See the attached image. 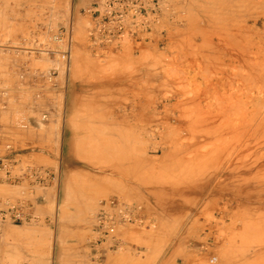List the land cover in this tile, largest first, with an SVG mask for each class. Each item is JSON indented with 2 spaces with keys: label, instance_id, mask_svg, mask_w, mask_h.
<instances>
[{
  "label": "rangeland",
  "instance_id": "rangeland-1",
  "mask_svg": "<svg viewBox=\"0 0 264 264\" xmlns=\"http://www.w3.org/2000/svg\"><path fill=\"white\" fill-rule=\"evenodd\" d=\"M99 2L0 0V211L25 216L0 264H264V0H160L110 45ZM113 199L143 221L97 243Z\"/></svg>",
  "mask_w": 264,
  "mask_h": 264
},
{
  "label": "built area",
  "instance_id": "built-area-1",
  "mask_svg": "<svg viewBox=\"0 0 264 264\" xmlns=\"http://www.w3.org/2000/svg\"><path fill=\"white\" fill-rule=\"evenodd\" d=\"M159 8L160 0H101L93 8L91 41L94 44L110 45L125 40H138L140 35L148 32L149 19L158 13ZM16 164L14 152L9 147L6 150L0 149V182L18 180L13 175ZM7 217L20 222L25 219L21 208L0 211L1 221ZM131 220L143 221L137 208L121 204L115 199L103 203L94 226L97 243L113 240L117 226Z\"/></svg>",
  "mask_w": 264,
  "mask_h": 264
},
{
  "label": "bare ground",
  "instance_id": "bare-ground-1",
  "mask_svg": "<svg viewBox=\"0 0 264 264\" xmlns=\"http://www.w3.org/2000/svg\"><path fill=\"white\" fill-rule=\"evenodd\" d=\"M142 108H144L143 106H142ZM142 110V109H141ZM155 132V131H154ZM155 151V150H154ZM158 152V151H157ZM151 249V248H150ZM149 253H150V251H149ZM147 255V254H146Z\"/></svg>",
  "mask_w": 264,
  "mask_h": 264
}]
</instances>
